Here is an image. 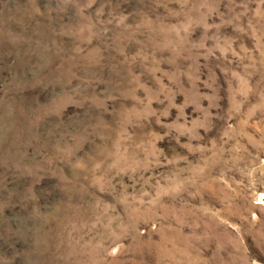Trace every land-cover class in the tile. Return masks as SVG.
Masks as SVG:
<instances>
[{
  "label": "rangeland",
  "instance_id": "374dc122",
  "mask_svg": "<svg viewBox=\"0 0 264 264\" xmlns=\"http://www.w3.org/2000/svg\"><path fill=\"white\" fill-rule=\"evenodd\" d=\"M0 264H264V0H0Z\"/></svg>",
  "mask_w": 264,
  "mask_h": 264
}]
</instances>
